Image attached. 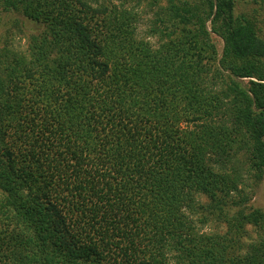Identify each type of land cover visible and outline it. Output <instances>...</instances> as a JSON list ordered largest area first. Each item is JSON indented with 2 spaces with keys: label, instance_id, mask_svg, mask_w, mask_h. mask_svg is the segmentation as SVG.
Listing matches in <instances>:
<instances>
[{
  "label": "trees",
  "instance_id": "obj_1",
  "mask_svg": "<svg viewBox=\"0 0 264 264\" xmlns=\"http://www.w3.org/2000/svg\"><path fill=\"white\" fill-rule=\"evenodd\" d=\"M141 1L0 0L39 25L0 36V264H264V210L227 212L264 171V37L233 0H149L143 36Z\"/></svg>",
  "mask_w": 264,
  "mask_h": 264
},
{
  "label": "rangeland",
  "instance_id": "obj_2",
  "mask_svg": "<svg viewBox=\"0 0 264 264\" xmlns=\"http://www.w3.org/2000/svg\"><path fill=\"white\" fill-rule=\"evenodd\" d=\"M149 0H142L141 4L135 8L139 14V31L143 36L146 34V30L150 25L153 18V11L155 7L149 6ZM234 2V13H246L251 15L257 25L258 30L260 31L261 36L264 37V3H261L260 0H233ZM134 4V3H132ZM15 20H18V25L22 27L23 34L12 38V44L20 49L26 48L27 40L29 34H34L38 31V26L31 20L25 18L21 14L13 11H3L0 8V36L5 35L6 29L11 27L14 35L17 33V28L14 27L13 23ZM10 29V30H11ZM11 38V37H10ZM213 40L216 42L218 52L222 51V40L215 34H212ZM1 39V38H0ZM246 82V79L244 80ZM240 169L237 177H239L240 182L237 185V192L240 193L242 198H245L244 201L238 205H232L231 200L238 199L236 191H231L230 196V207L227 209L228 216H231L233 213H236L241 208L246 211L261 209L264 210V171H257L249 165L239 164ZM209 199L205 196L200 198V201L205 204ZM204 232L212 233L218 232L220 234L224 233L225 223L221 222V225L218 227L213 224V220L209 219V222L205 224L202 229ZM247 233L251 240H257L259 232L264 233V230H256L253 226H246ZM250 240V239H247Z\"/></svg>",
  "mask_w": 264,
  "mask_h": 264
}]
</instances>
